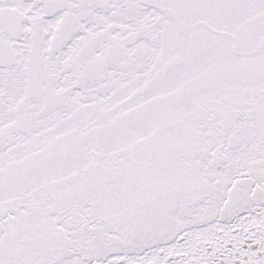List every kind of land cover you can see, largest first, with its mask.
Listing matches in <instances>:
<instances>
[{
  "label": "snow or ice",
  "instance_id": "snow-or-ice-1",
  "mask_svg": "<svg viewBox=\"0 0 264 264\" xmlns=\"http://www.w3.org/2000/svg\"><path fill=\"white\" fill-rule=\"evenodd\" d=\"M0 264H264V0H0Z\"/></svg>",
  "mask_w": 264,
  "mask_h": 264
}]
</instances>
